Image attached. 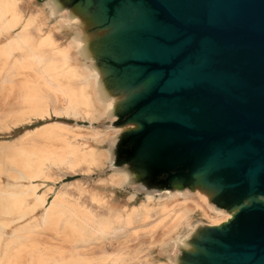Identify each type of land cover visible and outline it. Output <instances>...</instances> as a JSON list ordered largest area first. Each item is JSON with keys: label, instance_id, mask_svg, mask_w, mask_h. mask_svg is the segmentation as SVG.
<instances>
[{"label": "water", "instance_id": "95a60500", "mask_svg": "<svg viewBox=\"0 0 264 264\" xmlns=\"http://www.w3.org/2000/svg\"><path fill=\"white\" fill-rule=\"evenodd\" d=\"M49 2L113 102L109 169L230 216L199 224L176 264H264V0Z\"/></svg>", "mask_w": 264, "mask_h": 264}, {"label": "bare ground", "instance_id": "6f19581e", "mask_svg": "<svg viewBox=\"0 0 264 264\" xmlns=\"http://www.w3.org/2000/svg\"><path fill=\"white\" fill-rule=\"evenodd\" d=\"M19 2L0 0V91L10 97L0 108V126L49 116L83 118L88 124L112 120L113 102L104 97L80 31L67 14L46 0L47 16L69 40L59 44L45 16L38 15V24L20 12ZM95 128L50 122L0 141V151L6 148L0 153V177L8 180L0 182V264H176L179 248L199 225L192 223L194 216L207 225L230 217L198 192L146 193L135 204L102 214L100 195H90L92 208L77 199L69 206L62 194L43 197L37 189L49 179L46 163L95 171L109 161L119 130ZM104 143L106 148L98 149ZM128 179L124 171H111L102 182L121 189ZM151 252L160 258L153 261Z\"/></svg>", "mask_w": 264, "mask_h": 264}, {"label": "rangeland", "instance_id": "374dc122", "mask_svg": "<svg viewBox=\"0 0 264 264\" xmlns=\"http://www.w3.org/2000/svg\"><path fill=\"white\" fill-rule=\"evenodd\" d=\"M45 2L46 0H20L18 4V8L20 12L24 16H32L35 18L36 22L40 24V19L38 18L39 14H43L45 16L46 26H52L54 28L52 32L53 39L58 42L59 44H67L69 41L66 34L62 32L60 27L53 21L50 20L46 14L45 10ZM3 39H1L2 41ZM6 90L0 91V108L4 107L5 103L10 101V97H6ZM50 122H59L68 125H79V126H86L91 125L93 129L96 130L95 125L99 126L100 128L104 129L103 122L96 123L93 121L92 123L88 124V122L83 118H63V117H52L49 116L48 118H44L42 120L33 119L28 123L13 127L11 124H6L5 126H0V141H9L26 130L33 129L35 127L50 123ZM107 143H104L103 146L100 144L98 149L102 150V148H106ZM5 149H2L0 153L2 155L5 154ZM110 162L108 161L105 166L101 169L95 171H87L85 167L78 168L75 171L67 170L64 166H50L47 163L43 166L44 170L47 172L49 177L48 180L42 181V186H39L37 192L41 193V195L45 198H49L53 196V194L62 196L65 198V201L68 203L69 206L75 204V199H77L78 204H82L87 208H92L93 204L90 201V195H100L104 198L105 204L104 207L99 211L100 214L107 213L109 210L111 212L122 210L128 205L135 204L141 201L144 198V193L141 191L134 190V186L126 185L123 188L119 187H106L102 180L107 179V175L114 171L109 169ZM0 182L8 183V180L4 177H0ZM24 183V181H21ZM76 188L81 190L82 194L79 195L77 193ZM50 189V191H48ZM135 192L133 199L127 200V196ZM158 197L159 195H154ZM79 197V198H78ZM27 203L31 202V198L27 197ZM130 202V203H129ZM191 223V222H190ZM192 223L194 224H207L203 219L200 217L194 216L192 219ZM160 252V251H159ZM148 253L147 250L144 251V255ZM161 253L151 252L152 260H156ZM145 258V256H143ZM160 258V257H159Z\"/></svg>", "mask_w": 264, "mask_h": 264}]
</instances>
